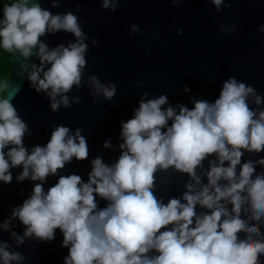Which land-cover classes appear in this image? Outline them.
I'll use <instances>...</instances> for the list:
<instances>
[{
	"label": "clouds",
	"instance_id": "9594fccd",
	"mask_svg": "<svg viewBox=\"0 0 264 264\" xmlns=\"http://www.w3.org/2000/svg\"><path fill=\"white\" fill-rule=\"evenodd\" d=\"M180 2L172 0L173 5ZM210 3L216 11L231 6L224 0ZM101 7L115 11L119 0H101ZM235 27L221 26V31L231 34ZM60 30L71 33L75 42L50 49L39 39ZM130 31L139 29L133 24ZM259 31L264 33V25ZM87 39L71 11L53 15L38 0H0V56L26 59L34 54L39 59L30 71L26 63L20 68L27 71L29 86L48 97L54 112L61 105L69 107L67 93L81 87ZM89 80L95 95L106 100L115 95V84L105 85L95 75ZM17 92L11 82L0 81V181L9 183L10 169L19 166L17 181L40 182L11 211L9 220L25 226L22 236L11 233L17 245L25 237L51 241L59 229L61 247L67 248L63 264H264V234L251 222L264 224V171H256L264 156L241 163L245 152L264 151V108L248 102L249 97H255L256 105L262 102L253 86L229 77L214 102L195 100L191 109L179 105L178 111L162 107L165 95L142 97L132 117L121 122V151L114 162L98 156L91 160L87 182L77 174L60 175L46 191L48 176L73 158L88 156L87 139L79 128L73 132L57 125L46 144L26 149L23 138L30 130L11 102ZM103 147H110L109 141ZM206 159L202 183L197 168ZM169 168L186 173L190 181L182 197L164 203L154 194L155 173ZM97 197L107 202L103 208H98ZM197 205L207 211L197 213ZM9 220L0 228L7 230ZM241 232L247 235L241 237ZM8 247L0 242V264H21L23 254Z\"/></svg>",
	"mask_w": 264,
	"mask_h": 264
},
{
	"label": "water",
	"instance_id": "95a60500",
	"mask_svg": "<svg viewBox=\"0 0 264 264\" xmlns=\"http://www.w3.org/2000/svg\"><path fill=\"white\" fill-rule=\"evenodd\" d=\"M38 2L53 15L73 12L88 37L81 87L73 86L67 93L70 106L61 105L55 112L44 92L37 93L29 86L27 71L31 65H39V59L34 54L26 59L17 55L10 61L8 82L18 88L11 102L30 130L23 138L26 149L46 144L57 125L67 126L73 132L79 128L87 139L88 156L81 161L73 158L56 175L48 176L43 182L45 191L60 175L77 174L87 182L91 160L98 156L105 163L114 162L121 151L118 148L122 143L121 122L132 117L142 97L153 99L165 95L167 105L162 107L172 106L178 111V106L183 105L191 109L195 100L214 102L223 82L235 77L253 86L262 97L260 105L253 102L255 97H249L250 106L264 108V33L259 31L264 25V0H224V4L231 6L221 5L220 11H216L210 0H181L176 5L172 0H119L115 11L103 9L101 0ZM77 3L81 5L79 9ZM133 24L139 29L134 34L130 31ZM233 24L236 27L231 34L221 31V26L228 29ZM181 29L182 34H178ZM93 38L98 41L96 45L91 43ZM39 39L51 49L61 44L66 47L76 38L60 30L55 34L45 33ZM20 63L28 65L27 71L21 70ZM93 75L105 85L115 84L116 92L111 100L94 94L89 80ZM185 87L189 91L185 92ZM73 97L80 99L72 102ZM105 140L110 147H103ZM262 156L264 151L245 152L241 163ZM208 159L202 162V168H197L202 183H206L203 172L208 168ZM20 171L19 166L11 168V181H0V224L9 220L12 209L30 196L34 184L40 183L28 178L17 181ZM256 171H264V165L257 164ZM155 176L154 194L164 203L182 197L185 184L190 181L186 173L172 168L158 171ZM106 203L97 197L98 208ZM206 211L196 206L197 213ZM251 222L257 223L264 234V224ZM24 228L16 218L9 220L7 230L0 228V242L9 245L8 251L23 254L25 259L21 264H63L67 248L61 247L63 237L59 229L51 241L25 237L24 243L17 245L11 233L22 236ZM260 259L264 262V255Z\"/></svg>",
	"mask_w": 264,
	"mask_h": 264
},
{
	"label": "trees",
	"instance_id": "16d2710c",
	"mask_svg": "<svg viewBox=\"0 0 264 264\" xmlns=\"http://www.w3.org/2000/svg\"><path fill=\"white\" fill-rule=\"evenodd\" d=\"M10 61L11 59L8 54L5 53L0 56V81L8 82L9 74L11 71Z\"/></svg>",
	"mask_w": 264,
	"mask_h": 264
}]
</instances>
